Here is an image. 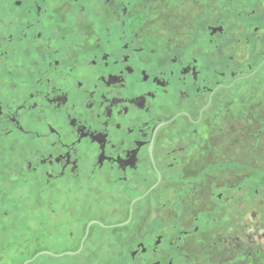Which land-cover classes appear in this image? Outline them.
Instances as JSON below:
<instances>
[{"label":"flooded vegetation","instance_id":"obj_1","mask_svg":"<svg viewBox=\"0 0 264 264\" xmlns=\"http://www.w3.org/2000/svg\"><path fill=\"white\" fill-rule=\"evenodd\" d=\"M40 218L0 264H264V0H0V232Z\"/></svg>","mask_w":264,"mask_h":264},{"label":"rangeland","instance_id":"obj_2","mask_svg":"<svg viewBox=\"0 0 264 264\" xmlns=\"http://www.w3.org/2000/svg\"><path fill=\"white\" fill-rule=\"evenodd\" d=\"M23 210L21 206L15 205L13 213L14 215L18 212L22 213ZM18 225H20L19 229L15 221H11L7 225L8 228L4 237L0 232V246L7 244L6 248H10L16 242L19 244L24 240L26 244H36L39 241L48 242L51 238L48 221L43 218L29 222L24 221ZM16 229H18L17 233H15Z\"/></svg>","mask_w":264,"mask_h":264}]
</instances>
